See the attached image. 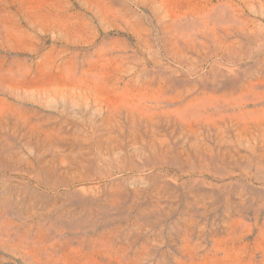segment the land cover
Listing matches in <instances>:
<instances>
[{"label":"rangeland","instance_id":"obj_1","mask_svg":"<svg viewBox=\"0 0 264 264\" xmlns=\"http://www.w3.org/2000/svg\"><path fill=\"white\" fill-rule=\"evenodd\" d=\"M0 264H264V0H0Z\"/></svg>","mask_w":264,"mask_h":264}]
</instances>
